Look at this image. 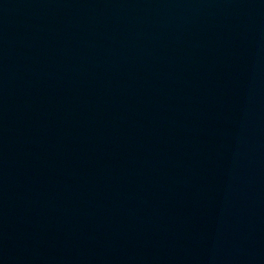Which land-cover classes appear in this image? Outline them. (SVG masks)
Listing matches in <instances>:
<instances>
[{"label": "water", "instance_id": "obj_1", "mask_svg": "<svg viewBox=\"0 0 264 264\" xmlns=\"http://www.w3.org/2000/svg\"><path fill=\"white\" fill-rule=\"evenodd\" d=\"M0 264H264V0H0Z\"/></svg>", "mask_w": 264, "mask_h": 264}]
</instances>
